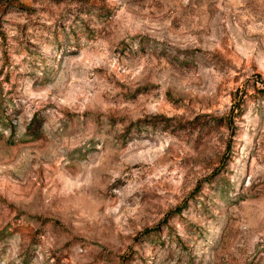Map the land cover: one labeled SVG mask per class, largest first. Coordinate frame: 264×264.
I'll return each instance as SVG.
<instances>
[{"label":"rangeland","instance_id":"374dc122","mask_svg":"<svg viewBox=\"0 0 264 264\" xmlns=\"http://www.w3.org/2000/svg\"><path fill=\"white\" fill-rule=\"evenodd\" d=\"M0 264H264V0H0Z\"/></svg>","mask_w":264,"mask_h":264},{"label":"trees","instance_id":"16d2710c","mask_svg":"<svg viewBox=\"0 0 264 264\" xmlns=\"http://www.w3.org/2000/svg\"><path fill=\"white\" fill-rule=\"evenodd\" d=\"M30 128H32V126H31V127H29V130H30ZM32 135H36V134H35V132H32Z\"/></svg>","mask_w":264,"mask_h":264}]
</instances>
